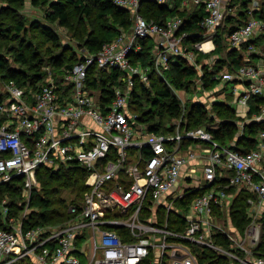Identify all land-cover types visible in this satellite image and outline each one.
<instances>
[{
    "label": "built area",
    "instance_id": "built-area-1",
    "mask_svg": "<svg viewBox=\"0 0 264 264\" xmlns=\"http://www.w3.org/2000/svg\"><path fill=\"white\" fill-rule=\"evenodd\" d=\"M154 1L169 8L174 3ZM112 2L130 11L129 32L121 30L97 53L79 51V60L70 68L62 67L57 80L49 72L36 89L12 81L3 88L0 185L21 179L22 199L17 217L10 216L8 198L0 200L6 226L0 228V264L25 258L34 264H83L84 257L88 264H199L197 252L202 249L227 257L230 264H264V257L254 253L264 217V129L257 133L255 147L244 153L222 145L206 127L150 134L128 107L135 77L148 85L152 68L163 78L179 58L196 68L197 54H211L226 17H237L236 4L232 0H181L184 7L205 11L199 22L204 40L191 47L185 44L188 34L180 31L181 17L158 23L139 13L140 0ZM261 4L247 0L241 9L246 10V22L223 32L230 49L247 45L245 63L212 74L217 82L213 94L231 84L241 133L247 123L264 122V104L249 114L250 100L264 98V47L250 43L264 34V21L256 15ZM147 39L152 40L150 67L131 60ZM92 67L116 69L125 76L109 105L103 106L96 92L87 88ZM198 82L201 89V78ZM213 99L199 96L195 101L206 106ZM186 142L195 148H184ZM71 165L88 172L82 199L69 204V217L63 222L27 227L24 220L31 212L37 170ZM238 190L250 194V220L242 233L229 215ZM190 194H194L191 199ZM116 227H123L125 233ZM219 236L228 239V247L218 243Z\"/></svg>",
    "mask_w": 264,
    "mask_h": 264
},
{
    "label": "trees",
    "instance_id": "trees-1",
    "mask_svg": "<svg viewBox=\"0 0 264 264\" xmlns=\"http://www.w3.org/2000/svg\"><path fill=\"white\" fill-rule=\"evenodd\" d=\"M6 1L17 4L23 3V0ZM42 1L46 10L45 18L50 25L33 21L32 27L41 28L46 43L53 46L58 43V35L52 26L54 24L60 27L68 25L71 13L75 14L79 19L90 20L92 26L97 22L95 30L87 34L86 37L79 33L76 35L80 51H87L91 54L97 53L104 44L117 38L121 30L129 32L132 27L130 11L116 6L112 0ZM31 2L37 4L38 0H31ZM232 3L239 5L237 17H226L225 28L214 37L215 49L211 54L199 53L196 57L197 63L202 59L200 69L203 73L199 79L201 78L203 87L209 90L217 83L212 79V74L222 69L235 70L245 63L243 53L247 50V45H243L241 50L230 49L222 38L223 32H231L243 25L247 19L246 10H241L244 6L246 7L247 0H232ZM138 11L146 19H152L158 23H162L168 17L179 16L183 19L180 31L188 34L185 38V44L191 46L204 40L203 30L199 24L205 13L202 7H184L181 5V0H174L172 7L169 8L158 5L154 0H140ZM256 15L264 21L263 0L261 10ZM233 23L236 25L231 26ZM23 28L24 24L18 22L15 25L16 33L18 34ZM16 33L13 35L14 37L17 36ZM250 43H253L255 47H264V34L250 41ZM151 49L152 40H143L141 50L132 54V62H138L144 67H150L152 63ZM74 52L68 51V55L61 52L51 56L47 66L60 74L62 67L70 68L79 60L78 52ZM38 54H40V51L33 50L29 55V59L33 61L30 66L34 67L30 73L22 70L21 67H11L6 59L0 56V78L2 81H5L4 83L12 81L20 87L36 89L46 75L45 66L42 67V59L38 58ZM14 58L18 62L25 65L28 64L27 56L22 52L17 53ZM210 66H212L211 69ZM196 75L197 69L185 59L179 58L176 63L171 64L170 68L164 72L163 78L152 68L148 74V85L139 81L138 77H135L128 100L129 111L137 114L138 122L144 125L146 131L150 134H173L177 123L181 130L206 127L222 145L231 146L244 153L249 152L255 147L257 133L264 129V122L247 123L241 133V129L238 127L239 118L235 115L233 107L225 101H213L211 103V111L214 112H208L206 106L198 101H191L184 116L185 121L180 119L182 107L180 100L172 92V89L187 92L189 90L188 82H193ZM124 82L125 76L116 69L101 71L92 67L89 70L86 84L87 88L99 93L100 102L103 106H106L114 99L115 87L123 86ZM2 89H0V100L3 99ZM249 103V114L251 115L256 112L258 105L264 104V98H252ZM155 117H157V120L154 119ZM163 118L168 121L165 125L162 124ZM216 123H218V126H216ZM87 175V170L78 165L61 166L55 171L47 166L40 167L36 173L38 185L33 189L29 202L31 212L27 215V219L24 220V224L27 227L36 225L51 226L66 220L69 217L67 213L69 204L80 201L83 193L87 190L85 185ZM21 181L18 178L12 182L0 185V200L5 196L9 197L10 216H19L21 207L18 204L22 199ZM64 190L70 192L69 199L61 196ZM197 193L196 191L194 192V194ZM192 195L190 194V199ZM249 197V193L244 190H238L229 209L231 221L239 233L243 232L250 220L247 215V199ZM261 226L262 239H260L254 253L264 257V217L262 218ZM0 228H6L1 215ZM116 229L120 233H125L126 231L123 227H116ZM217 240L224 247L229 246V241L225 236H219ZM197 257L199 264H230V260L227 257L219 255L211 249L199 250ZM14 264L34 263L29 258H25L16 261Z\"/></svg>",
    "mask_w": 264,
    "mask_h": 264
},
{
    "label": "rangeland",
    "instance_id": "rangeland-1",
    "mask_svg": "<svg viewBox=\"0 0 264 264\" xmlns=\"http://www.w3.org/2000/svg\"><path fill=\"white\" fill-rule=\"evenodd\" d=\"M260 1L262 2V0ZM249 6H252L251 2H249ZM238 7L239 5H236V9H239ZM45 11V5L43 4L42 0H38L37 4H33L31 0H23L22 4L7 2L6 0H0V56L4 57L8 65H10L11 67H21L22 70L30 73V71H32L34 67L30 66L32 65L33 61L29 59V55L32 53L33 50L40 51V54H38V58L42 59V67L45 66L44 70L46 72V75L51 72L54 78L57 80L59 78V73H56L55 70L47 66L49 64L50 57L53 55L60 54L61 52H63L65 55H68V51H75L76 53L78 52L79 55L80 46L76 35L79 33L86 37L87 34L95 30L97 22L94 23L95 25L92 26V22L90 20L88 21L86 19H79L75 14L73 15V13H71L72 15L70 17L68 25L61 27L55 24L54 26L51 25L58 35V43L53 46L46 43L41 28L32 27L33 21H39L40 23H46L50 25L45 18ZM18 22H22L24 24V28L17 34V31L15 30V25ZM15 33L17 34V36L14 37L13 35H15ZM48 47H50V49H48ZM21 52L27 56V65L18 62L14 58L17 53ZM201 64L202 59H200L199 63H197L196 65L197 75L195 80L193 82H188L189 90L187 92L180 91L177 89L174 90L171 88L172 92H174V94H176L178 99L180 100V104L182 107L180 119H183L184 121V116L188 111L191 101H195V99H197L199 96H203V98L211 96L212 99L214 97L212 101H225L234 108H237V102L231 95V84L225 85V87L220 89L216 94H213V90L215 89L216 85L213 86L211 90L206 89L204 87L200 89L199 86L201 85V83H199L198 80L203 73L200 69ZM4 82L0 78V89L4 88L6 84ZM44 82L45 81L42 80L39 84H43ZM98 94L99 93L96 92V95ZM205 104H207L206 108L208 109V112H214L211 111V104H209L208 101H206ZM154 119L157 120V117H155ZM167 122L168 121L163 118L162 124L165 125ZM216 126H218V123H216ZM177 130L182 131L181 129L176 128L174 129L173 134H175ZM133 154L134 153L131 152L129 158H132ZM69 193L70 192L68 190H64L61 193V196L68 197L69 199ZM5 197L9 198L8 196ZM260 239L262 238L260 237ZM81 260L83 264H88V261L85 257Z\"/></svg>",
    "mask_w": 264,
    "mask_h": 264
},
{
    "label": "crops",
    "instance_id": "crops-1",
    "mask_svg": "<svg viewBox=\"0 0 264 264\" xmlns=\"http://www.w3.org/2000/svg\"><path fill=\"white\" fill-rule=\"evenodd\" d=\"M209 45V44H208ZM207 45V46H208ZM255 59V58H254ZM184 148H195V145L192 144L191 142H186L185 144H183Z\"/></svg>",
    "mask_w": 264,
    "mask_h": 264
},
{
    "label": "bare ground",
    "instance_id": "bare-ground-1",
    "mask_svg": "<svg viewBox=\"0 0 264 264\" xmlns=\"http://www.w3.org/2000/svg\"><path fill=\"white\" fill-rule=\"evenodd\" d=\"M209 44V43H208ZM208 44H205V47H207Z\"/></svg>",
    "mask_w": 264,
    "mask_h": 264
}]
</instances>
